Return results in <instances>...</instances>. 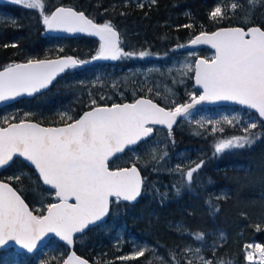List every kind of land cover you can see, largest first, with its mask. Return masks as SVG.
I'll return each mask as SVG.
<instances>
[{"label":"snow or ice","instance_id":"obj_1","mask_svg":"<svg viewBox=\"0 0 264 264\" xmlns=\"http://www.w3.org/2000/svg\"><path fill=\"white\" fill-rule=\"evenodd\" d=\"M10 2L38 11L42 23L49 31L81 32L98 36L101 41L100 50L97 56L92 57L93 60H116L122 56L137 55L124 52L119 47V34L110 22L95 24L83 12H76L72 8L58 7L46 14L45 0ZM254 2L255 0H248L249 5ZM238 7V3L231 4L232 10ZM224 16L225 11L219 5L209 13L211 20L222 19ZM190 43L210 44L216 50L211 60L195 61V82L202 86L203 92L199 97L193 95L191 103L176 104L174 108L166 109L150 99H137L130 104L93 107L76 120H72L67 113H62V120L72 121L63 127H42L25 120L0 127V167L8 165L14 156L23 157L35 166L43 184L50 185L59 200L58 203L47 205L46 215H34L18 191L10 183L0 181V246L6 245L8 241H15L32 252L47 233H55L68 244H72L74 233L82 232L89 225H94L106 217L109 213L110 197H115L117 201H136L141 196L144 184L138 168L133 165L131 168L110 170L108 161L110 157L122 153L127 146L137 145L141 141L146 143L153 133V128L147 126L150 123L165 125L171 136L177 117L189 115L190 109L204 101H234L255 109L259 117L264 118V29L259 26L248 27L247 30L243 27L221 28L210 34L201 32ZM147 55V52L138 53L141 58ZM85 63L88 61L63 57L56 60L30 59L26 63L9 64L0 71V101L24 93L32 95L46 88L58 73ZM184 67L189 71L193 70L191 64ZM91 104L96 105V101L92 100ZM222 120L231 125L239 122L240 118L225 116ZM4 123H8L7 117L4 118ZM208 123L220 124L221 121ZM257 127V122L249 119L243 128L244 135L219 139L213 145V156L226 150L251 148L264 136V133L257 134L252 131ZM219 130L223 131V128ZM212 131H217V128L213 127ZM151 151V160L156 163L168 155L165 151L157 156L155 149ZM205 163L201 159L198 163L194 162V167L185 169L177 164L172 169L181 177L173 185L176 195L183 189L192 187L194 174H198ZM9 179L19 180L20 177ZM154 191L162 199L168 196V193H159V189ZM70 197L75 198V203H69ZM206 203L211 211H219L210 200ZM190 235L198 241L205 238L202 232ZM219 237L223 239L224 233H219ZM245 250L249 264H253L256 254L259 264H264V244H248ZM145 251L146 247L140 248L132 256L121 259H135L143 256ZM184 251L200 253L202 249L193 250L189 247ZM157 259L163 260V257ZM196 261L197 264H225L223 260L214 262L203 255L197 256ZM64 264H88V261L73 253ZM188 264H192V261Z\"/></svg>","mask_w":264,"mask_h":264},{"label":"trees","instance_id":"obj_2","mask_svg":"<svg viewBox=\"0 0 264 264\" xmlns=\"http://www.w3.org/2000/svg\"><path fill=\"white\" fill-rule=\"evenodd\" d=\"M135 2V0H129V3H124V0H104L103 14H98L97 2L92 0H63L59 3L82 10L88 16H95L99 22H110L121 34L120 48L124 52L137 55L122 56L114 62L107 61L108 64L101 69H94L86 64L70 68L46 91L32 98H23L5 107L4 110L13 112L12 109L18 108V111L27 112V118L36 119L44 124L70 122L61 119L63 110L69 111L67 115L74 120L85 110L95 106L91 104L92 100H95L96 104H115L134 100L137 95L134 91L139 87L133 90V79L140 76L134 74L135 69L140 66L146 68V65L153 62H160L162 70L166 69L164 59L157 60L155 57L170 54V47H181L201 32H213L228 26L248 28L258 25L264 29V0H255L252 5H249L248 0H154V2L149 0L143 5ZM232 3H238L239 7L232 10ZM59 4L48 0L46 11L50 12ZM217 5L224 9L225 16L222 19L211 20L209 13ZM75 44L73 40V45ZM140 52H147L149 55L141 58L138 56ZM35 55L46 56L45 53ZM59 55H75L78 60L83 61L87 58L82 51L53 52L50 57ZM8 63L3 62L2 65ZM153 73V78L162 79L169 76L165 71L160 72L157 69H153ZM148 94L162 106L170 107L167 101L156 93L148 92ZM260 123L264 125L262 121ZM263 125L256 129L255 133L261 134L264 130ZM228 128L229 125L224 124L223 129L226 130L224 135L230 131ZM189 129L180 131V127H177L169 138L165 129L158 128L156 135L166 142L163 146L142 147L143 151L139 158L128 151L124 156L117 157L110 163L111 168L128 166L131 162L139 166L146 176L142 201L145 200L149 210L155 211V214L152 217L147 214L141 217L137 213L136 217H131L129 211L132 205L122 200H114L111 206V218L120 221L125 236L116 243L112 237V229L102 228L100 225L93 226L76 237L75 250L78 254L87 258L92 264H149L148 253L135 259H121L128 257L126 253L132 249L128 245L130 238L132 241L148 242L163 256L165 264H188L189 261L197 264L196 257L199 255L214 262L223 260L225 264H249L246 260L244 244L253 239L249 234L251 222L253 225L263 227L257 235L264 244V207H259L261 214L258 216L252 209H247L243 214L237 211L235 204L228 210L225 197L219 192L210 193L213 184L219 182V177H215V174L225 172L221 170V166L225 164L224 152L213 156L212 130L201 126L198 130ZM232 131L238 134L240 132L235 127ZM195 136L198 137L199 142V160L203 159L206 163L198 174H194V180H199L201 194L208 193L211 204L219 208L216 212L199 214L188 210L185 204L192 206L195 202L193 187L185 188L184 193L179 195H176L173 189V185L181 179L179 173L172 171L179 164L180 148L182 144H192L196 139ZM152 149L156 150L157 156L165 151L168 155L164 160L156 163L151 160ZM237 157H247V155L239 154ZM236 162L233 160L231 164L233 169L243 166L235 164ZM248 167L252 168L254 164L250 162ZM17 176L20 177L19 180L9 179ZM0 178L10 182L31 207L37 201L53 203L56 200L54 195L46 191L33 167L20 158L3 169ZM154 189H159L161 194L168 193L167 198L162 199ZM36 213L42 215L45 209ZM248 215L250 218H247ZM211 221H215L214 226ZM200 232L205 234L203 241L195 240L190 235ZM221 232L224 233L223 239L219 237ZM58 243L63 247L62 261L69 248L61 242ZM189 247L193 250L200 248L202 251L185 253L184 249Z\"/></svg>","mask_w":264,"mask_h":264},{"label":"flooded vegetation","instance_id":"obj_3","mask_svg":"<svg viewBox=\"0 0 264 264\" xmlns=\"http://www.w3.org/2000/svg\"><path fill=\"white\" fill-rule=\"evenodd\" d=\"M47 1L48 0H45V9H44L46 14H50L52 11H54L56 7L63 5V4H59V3H62L63 0H53L59 5L52 8L50 12H47L46 11ZM92 1L97 2L96 9L98 11V14H103V11L105 8L104 0H92ZM127 3H129V1ZM135 3L138 5H143V4L148 3V0H144L143 2L142 0H138ZM64 6H67V5H64ZM89 17L93 19L97 24L104 23V22H99L98 18L95 16H89ZM73 40H75L76 42L75 45H73ZM13 44H15L16 46L12 47ZM100 44H101V41L95 37H90L86 35L71 37V36H61V35H56L54 33H51L49 32V30L46 29V26L42 23V17L38 14V11L29 10L22 5H16L14 3H11L10 0H0V67L2 68L7 67L9 64L25 62L30 59L38 60V59L58 57V56L50 57V54L53 52L82 51L85 53L87 57L85 61H88V63H85L86 65L91 66L94 69H101L108 64L107 61H112V60H97V59L93 60L92 59V57L97 56L100 50ZM5 45H8V46L5 47ZM170 49H171V53L163 56V57H168L166 64H169L170 66L176 65L178 60L186 57V53L190 51V50H183L182 47H179V46H173V47H170ZM193 52L195 53L194 54V66H195L196 59L199 56H204L205 52H207L206 53L207 56H204V57H206L207 59H212L214 57V53L207 48L200 49V50L193 51ZM37 53H40V54L45 53L46 56L39 57V55H35ZM209 55H212V56H209ZM59 56H64V55H59ZM10 59L12 60L10 61ZM3 62H7V63L9 62V63L8 65L3 66L2 65ZM154 64L155 62L149 63L148 65H146V67L154 65ZM194 72L195 71L193 67V71H191L190 77H184L180 75V70H172L169 72L165 71V73L167 75L169 74V76H166V78H162V79L152 78L148 76L146 77L137 76L133 79L134 85L132 86H133V90L136 87H139V89L134 91L136 92L137 95H136V98H134V100L132 101H135L139 97L150 98L148 92H151V94L156 93V95L157 93H159V95L157 96L167 101L170 107H166V108L171 109V108H174L176 104H186L191 101V98L193 95L198 97L202 93L201 89L195 85ZM159 81H160V84H158ZM149 89H151V91H149ZM138 92H144V94H138ZM97 105H107V104H96L95 106ZM7 106L0 108V126L2 127H5L8 124L13 123V122H20L21 120L36 121L45 126H59V125H64L66 123L72 122L70 121V122L61 123V124H44L43 122H40L36 119L27 118V115H25L27 114V112L18 111V108L12 109L13 112L9 110L7 111L4 110V108ZM221 109H227V110L242 109L246 112H251L256 115V113L252 111H249L247 109H243L240 107H235V106L194 108V109L189 110V113H190L189 115L181 116L178 119L176 125L171 129V135H173V132L175 128L177 127H180V131H184L186 130V128H190L191 130H198L200 127V123L199 124L197 123V121H199L198 120L199 113L204 112V111L218 112V110H221ZM62 113L68 114L70 112L63 110ZM6 117L8 118L7 124L4 123V118ZM79 117L75 118L74 120L78 119ZM260 121L261 120L259 119V125L257 129L261 128L262 127L261 125H263L262 123H260ZM149 126H153V125H149ZM154 128L157 133V129L159 127L155 126ZM162 129H165L169 136V130L167 128H162ZM255 131L256 130H254L253 132ZM261 133H264V130ZM169 138H171V136H169ZM194 138L196 139H194V142H192V144L191 143H188L186 145L182 144L180 151H179L180 153L179 164L182 165L185 169H187L188 167H194V162L198 163L200 161L199 160L200 148H199V142L197 141L198 137L195 136ZM261 140L264 142V136H262V138L259 141ZM165 143L166 142H164V140H161L160 137H158L157 135H154L150 139L146 140V143L142 142L134 150H137V149L141 150L143 149L142 147L146 148L148 146H163ZM223 154H224L223 160L225 164L221 166V170H224L225 172L215 174V177H219V182H215L213 184V187L210 189V193L213 194L217 191L219 192L221 196L225 197L226 205L228 207V210H230L232 205L235 204L234 183L238 179L243 180L245 179V177H251L253 173H248L249 171L248 164L251 162L252 164L255 165L258 163V160L254 152H250V153L248 152L244 154V155H247V157H237V156L234 157V155L232 156L227 151H225ZM233 160L237 161L235 164H241L243 166L241 168L237 167L233 169L231 165L233 163ZM134 163L135 162H131V164H134ZM37 176L39 177L38 174ZM211 176L212 175H210V177ZM143 178L145 182L146 176L143 175ZM192 187H193V192L195 196V202L192 206L188 204H185V206L187 207L188 210H193L199 214H201V212L209 213L211 210L209 208V205L206 203V201L210 200L208 198L209 197L208 193L206 195L201 194L200 182L198 179L194 180ZM45 189L46 191L50 192L52 195L55 196V193L53 191L47 188ZM143 191H144V184H143V189H142V195H143ZM258 191L260 192V195L264 196V192L261 188H259ZM181 193H184V189L181 191ZM142 195H141V199L135 205H138L140 202H142ZM253 195H255V197H260V195L257 194L256 192L255 194L253 193L251 196ZM56 201L57 199L53 202H56ZM135 205H132L130 207V210ZM242 209H240L239 211L244 212V211H247V209L249 208H245L244 210ZM131 215L136 216V214L132 210H131ZM211 222H212L211 223L212 226H214L215 221H211ZM99 225L102 228H109L110 226H111L110 229L112 228L119 229L120 227L123 228L120 221L118 220L114 221V219L111 218V215L107 221ZM128 240H129L128 245L132 246L134 241H132L130 238ZM8 250H4L0 253V260L4 258L3 256L5 253L8 252Z\"/></svg>","mask_w":264,"mask_h":264},{"label":"rangeland","instance_id":"obj_4","mask_svg":"<svg viewBox=\"0 0 264 264\" xmlns=\"http://www.w3.org/2000/svg\"><path fill=\"white\" fill-rule=\"evenodd\" d=\"M112 1V0H111ZM129 0H124V3H127ZM138 1V0H135ZM144 0H142L143 2ZM149 1V0H148ZM108 2V1H107ZM207 52H205L204 56L206 55ZM194 52L189 51L186 53V57L181 58L178 60L176 65L170 66L169 64H166V69L162 70L160 62L155 63L154 65L148 66L145 68L138 67L135 69L134 74H139L140 76L143 77H152L153 78V69H157L158 71H172V70H180V75L184 77H190L191 76V71L187 70L184 66L191 64L194 67ZM167 55V54H166ZM212 56V55H209ZM157 60L159 59H164L166 62L168 60V57H163L160 55H157L155 57ZM174 68V69H173ZM152 71V72H151ZM152 73V74H151ZM186 73V74H184ZM160 84V83H158ZM198 120L200 122V126L203 128H208L210 130L213 129V127L217 128V131L214 132V144L219 140V139H226L232 136H241L244 135L243 128L249 121V119L255 120L257 122V125H259V119L258 116L251 112H246L242 109L240 110H227V109H221L218 110V112H208L204 111L198 114ZM229 117L232 118L233 116L239 117L240 120L239 122H234V124H227L223 122L222 118L223 117ZM208 121H221L220 124H214V123H208ZM224 124L229 125L230 131L224 135L225 129L223 131H220V128H223ZM238 129L241 131V133H234L232 131L234 129ZM256 130V129H254ZM252 130V131H254ZM143 150H133L132 154L134 157L139 158L140 154L142 153ZM229 152L232 156L234 155L237 156L239 154H246L250 152H254V154L257 156L258 163L254 165L253 168H248L249 171L248 173H253L251 177H245L243 180H237L234 183V194H235V208L239 212L240 209L242 208H249L252 209L254 213H256V216L260 215L261 212L259 211V207L262 206L264 207V196L260 195V192L258 191L259 188H261L264 192V142L257 141L251 148H243V149H233V150H226ZM180 154V153H179ZM243 156V155H242ZM251 157V156H250ZM248 190V191H247ZM250 190V191H249ZM260 195V197H255V195L251 196L253 193ZM251 194V195H249ZM50 196V195H49ZM262 198V199H260ZM49 202L47 201H37L33 204L32 209L36 212H41L43 209L47 208V205ZM131 210L139 215L145 216L146 214L149 217H152L155 214L154 212H151L148 207V203L144 200L140 202L138 205H135L131 208ZM131 210L129 211V214L131 217ZM154 210V209H152ZM258 211V212H257ZM237 212V213H238ZM243 213V212H242ZM244 214V213H243ZM138 215V216H139ZM136 217V216H135ZM250 218V216L248 215ZM115 221V220H114ZM241 224V223H240ZM252 225V226H251ZM250 225V232L251 236L253 239L249 240L244 244V251H245V256H246V250L245 246L248 244H263L257 237V233L262 230L261 225H253L251 222ZM111 226L109 227V229ZM254 228V229H253ZM259 229V230H258ZM113 231V240L118 243L121 241V239L125 236L124 230L120 227L119 229L112 228ZM132 249L131 251H128L126 253L127 256H132V254L135 251H138L140 248H147V251L145 253H148L149 255V261L153 262L154 264H165L164 260L157 259V257H163L161 254L157 252L156 249H154L150 244L146 241H138L135 240L134 243L132 244ZM63 256V247L55 240L48 247H46L43 251L40 253L34 254V255H27V254H22L19 253L13 249H9L7 253L4 254V258L0 260V264H59L61 262ZM247 260V259H246ZM248 261V260H247ZM249 262V261H248ZM254 264H259V258L258 254H256V257L254 259Z\"/></svg>","mask_w":264,"mask_h":264},{"label":"water","instance_id":"obj_5","mask_svg":"<svg viewBox=\"0 0 264 264\" xmlns=\"http://www.w3.org/2000/svg\"><path fill=\"white\" fill-rule=\"evenodd\" d=\"M58 7L72 8V9H73L74 11H76V12H83L84 15H85L88 19H91L88 15H86V13H85L84 11L77 10V9L74 8V7H71V6H64V5H60V6H58ZM58 7H56V8H58ZM56 8H55V9H56ZM55 9H54V10H55ZM91 20L93 21V23L97 24L93 19H91ZM253 26H258V25H253ZM229 27H242V26H228V27H222V28H229ZM250 27H252V26H250ZM259 27H260V26H259ZM243 28H244V27H243ZM114 29H115V30L118 32V34H119V47H120V44H121V34H120V32H119V30H118L117 28L114 27ZM219 29H221V28H219ZM219 29H217V30H215V31H218ZM262 29H263V28H262ZM245 30H247V28H245ZM215 31H213V32H215ZM49 32L54 33V34H56V35H61V36H71V37H76V36L86 35V36H90V37H95V38H97L98 40H100V38H99L98 36L91 35V34H89V33H81V32L69 33V32H65V31H49ZM207 33L210 34V33H212V32H207ZM198 35H199V34H198ZM196 36H197V35H196ZM196 36H195V37H196ZM195 37L192 38L191 40L195 39ZM191 40H190V41H191ZM190 41H188L187 43L183 44V47H182L183 50L197 51V50H200V49L207 48V49L211 50V51L214 53V56H215V52H216V50H215L214 48H212V46H211L210 44H198V45H192V44L190 43ZM63 57H73L74 59L78 60L77 57L74 56V55H64V56H58V57L46 58V59H38V60H56V59H60V58H63ZM198 59H207V58L204 57V56H199L196 60H198ZM97 60H112V59L99 58V59H97ZM208 60H211V59H208ZM112 61H114V60H112ZM26 62H27V61H25V62H19V63H26ZM16 64H18V63H16ZM3 69H4V68L0 69V71H2ZM67 70H68V69H65L64 72H62V73H58L57 76L52 80V82H51L50 84H48V86H47L46 88L40 89L38 92L33 93L32 95H28L27 93H24V94H22V95H20V96H17V97H15V98H12V99H9V100H5V101H0V108H1V107H4V106H7V105H10V104H13V103L19 101V100L22 99V98H32L33 96H36L37 94H40V93L46 91L48 88H50V87L56 82V80H57L58 78H60L61 76H63V75L66 73ZM194 81H195V72H194ZM195 85H196L198 88H200L201 91L203 92V88H202V86L197 85L196 82H195ZM198 97H199V96H198ZM137 99H150V100L153 101V103L158 104L160 107H164V106H162L161 104H159L157 101H155V100H153V99H151V98H148V97H139V98H137ZM137 99H136V100H137ZM134 102H135V101H126V102H119V103H116V104H121V105H122V104H125V103H129V104H130V103H134ZM188 103H191V101L188 102ZM186 104H187V103H186ZM111 105H112V104H107V105H97V106H99V107H105V106H107V107H111ZM218 106H235V107H240V108H243V109H247V110H249V111H252V112L256 113V115L258 116V118H259L262 122H264V118L259 117V115H258V113L256 112L255 109H250V108H248L247 106H245V105H240L239 103L234 102V101H214V102H213V101H204V102H201L200 104L196 105L194 108H202V107H218ZM94 107H96V106H94ZM92 108H93V107H92ZM92 108H90V109H88V110H86V111H90V110H92ZM164 108H166V107H164ZM194 108H192V109H194ZM166 109H170V108H166ZM190 110H191V109H190ZM86 111H85V112H86ZM82 115H83V114H82ZM82 115H81V116H82ZM79 118H80V117H79ZM79 118H78V119H79ZM179 118H180V117H177V121H178ZM25 121H27V122H31V123H37V124H40V123H38V122H36V121H29V120H25ZM177 121H176V123H177ZM13 123H19V122H13ZM176 123L173 124V127L176 125ZM40 125H41L42 127H63V126H65V124H64V125H59V126H45V125H42V124H40ZM149 125H153V126H149ZM149 125H147V126L153 128V133L151 134L150 138L153 137V136L155 135V133H156V130H155V128H154L155 126H156V127H159V128H167L165 125H158V124H151V123H150ZM7 126H8V125H7ZM7 126H5V127H7ZM0 127H2V126H0ZM173 127H172V128H173ZM150 138H147V140L150 139ZM142 142H143V141L138 142L137 145L127 146V147L125 148V150H124L122 153H117L115 156L110 157V158H109V161H108V167H109V169H110V170H116V169H118V168H111V167H110V163H111L115 158L124 155L127 151H130V150L135 149V148L138 147ZM17 158L22 159V160H23L24 162H26L28 165H30L31 167H33L34 170H35V172L39 175L38 170L35 169V166H34V165H31V163H30L29 161H26L23 157H20V156H14L13 160H12L11 162H9L8 165H5V166H3V167H0V172H1L3 169L9 167V166L13 163V161H14L15 159H17ZM133 165H135V166L138 168V170H139V172H140V175H141V177L143 178V174H142V172H141V170H140V168H139V166H138L137 164H131V165H129V166H124V167H120V168H131ZM40 180H41V182H42V184H43V181H42V178H41V177H40ZM0 181H3V182H5V183H10V182H8V181H6V180H3V179H0ZM10 184H11V183H10ZM11 186H12L14 189H16L12 184H11ZM43 186L46 187L47 189H50L51 191H53V192L55 193V190L52 189L50 185H44V184H43ZM142 189H143V186H142ZM16 190H17V189H16ZM17 191H18V190H17ZM18 193L21 195L22 199H24V201H25V203L28 205L29 209L33 211V214H34V215H38V214L32 209V207L29 205V203L25 200V198L22 196V194H21L19 191H18ZM141 194H142V192H141ZM56 199H57V201H56V202H53V203H58V202H59L58 198H56ZM114 199H115V197H110V201H111V202H110V205H109V213L106 215V217L103 218L102 221L97 222V223L94 224V225H89V226H88L86 229H84L82 232L74 233V234H73V243H72V244H68L67 241L62 240V239H61L59 236H57L55 233H47V234L42 238V240L38 242V244H37V248L34 249L32 252H29L27 249L23 248L21 245L16 244L15 241H8V243H7L6 245L0 246V253H1L2 251H4V250L13 249V250H15V251H17V252H19V253H25V254H27V255H34V254H37V253H40L41 251H43L46 247H48V246L50 245V243H51L52 241L56 240V241H59V242L63 243L65 246H67V247L69 248L68 253L66 254V256L64 257V259L61 261L60 264H64V261L67 260L68 257L71 256L73 253H75V256H76V257H79V258H81V259L87 260V261H88V264H92L87 258L83 257L82 255H80V254H78V253L76 252V250H75V240H76V237L79 236V235L84 234L89 228H91V227H93V226H97V225H99V224L104 223L105 221H107V220L109 219V217H110L112 201H113ZM140 199H141V196L138 197L136 201H134V202H127V203L132 204V205H135V204L138 203V201H139ZM122 201H123V200H122ZM124 202H126V201H124ZM69 203H75V198H74V197H70V198H69ZM46 214H47V209H46L45 213L42 214V215H46Z\"/></svg>","mask_w":264,"mask_h":264},{"label":"bare ground","instance_id":"obj_6","mask_svg":"<svg viewBox=\"0 0 264 264\" xmlns=\"http://www.w3.org/2000/svg\"><path fill=\"white\" fill-rule=\"evenodd\" d=\"M62 77V76H61Z\"/></svg>","mask_w":264,"mask_h":264}]
</instances>
